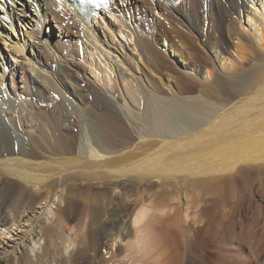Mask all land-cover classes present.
<instances>
[{"label":"bare ground","instance_id":"bare-ground-1","mask_svg":"<svg viewBox=\"0 0 264 264\" xmlns=\"http://www.w3.org/2000/svg\"><path fill=\"white\" fill-rule=\"evenodd\" d=\"M111 1L93 11L75 0H0L5 44L8 28L35 20L10 42L16 59L50 17L67 25L59 46L35 39L51 64L38 45L25 55L34 87L26 76L25 87L8 86L16 69L0 46V243L25 217L30 225L0 264H264V188L250 184L264 172V0ZM156 12L164 20L152 24ZM184 38L201 41L208 60ZM126 44L135 59L119 53ZM157 44L186 71L176 84L171 72L159 77L168 90L139 72L141 56L168 69ZM77 60L87 89L113 108L83 94L68 67Z\"/></svg>","mask_w":264,"mask_h":264},{"label":"rangeland","instance_id":"rangeland-1","mask_svg":"<svg viewBox=\"0 0 264 264\" xmlns=\"http://www.w3.org/2000/svg\"><path fill=\"white\" fill-rule=\"evenodd\" d=\"M17 3H20V0H15ZM4 2H7V0H4ZM9 2V1H8ZM180 2V0L178 1V3ZM9 4V3H8ZM10 4H11V2H10ZM18 5H20V4H17L16 6H18ZM18 8H20L19 6H18ZM1 11L3 10L2 8L0 9ZM17 11H15V13H16ZM134 12H136L135 11V9H133L132 8V12H130L129 13V17H130V15L131 14H133ZM157 13V12H156ZM154 13V15L153 16H150V22L153 24V22L154 23H156V24H158L160 21H162V20H164V18L159 14V13ZM159 16V17H158ZM155 17H158V19H157V21H156V18ZM161 18V19H160ZM160 19V20H159ZM28 19H26V20H24V22H23V24H19V23H16V26H15V29L14 30H10L9 28H8V32L10 31V35H7L6 33H4V34H2V35H4L6 38H7V41H6V44H5V42L3 41V40H1L0 41V46L2 47V51H4V52H6V54H5V59H6V62H8V64H10V68L11 67H14V69H16V71L15 72H13V70L12 71H10V73L6 76V78H7V84H8V86L11 88V89H13L14 88V90L16 89V88H23V87H25V76L26 77H29L30 78V81L32 82L31 84H30V86L31 87H34L35 85H34V83L33 82H35V80H39V78L37 77V75L33 72V71H31L30 70V68L28 67V64H29V62L25 59V55L27 56V55H29V53H31V47H32V44H35V45H38L37 46V50L38 51H41V53H42V55H43V57L45 58V61L47 60V62H48V64H51V62H52V60L51 59H49L48 60V54H47V52L46 53H44L43 51H44V49H43V47H42V44H43V42L40 40L39 42H37V40H35V39H37L40 35H37V34H34V37L33 38H30L29 37V39H28V42H27V49H26V54L25 53H20V54H18L19 55V57L16 59L12 54H11V52H10V50H11V46L13 45V44H11V43H14L17 39H20V41L21 40H23L25 37L27 38L28 37V34L27 33H29V32H31L32 30H33V26H34V24H35V20H34V18H32V20L31 21H27ZM9 22V21H8ZM15 22H17V20H15ZM64 23V22H63ZM63 23H61L60 21H58V19H54V18H52V17H50V21H48V24L46 25V26H44V29H43V32H42V34H41V36H40V38L41 37H45V38H47V37H49L50 38V42H51V44L52 45H58V40H59V34H60V32L62 33L63 32V35H65L66 34V26L67 25H65V24H63ZM66 23V22H65ZM62 25H64V26H62ZM62 27V28H61ZM28 31V32H27ZM184 31V30H183ZM185 32V31H184ZM45 34V35H44ZM185 34V33H184ZM186 35V34H185ZM71 40H73V39H79V37H80V35L78 34H76V33H74V34H71V35H69L68 36ZM182 38H183V36H182ZM9 39V40H8ZM86 39H84V42H86L85 41ZM14 41V42H13ZM184 41L186 42V45L188 46H190L191 48H193L194 47V51L193 52H195L196 50V52H195V54H194V56L195 57H197L199 54L201 55H199L197 58H199L200 60L198 61V62H201V61H203V60H208V53L205 51V49H204V46L202 47V43H201V41H200V43L198 42H194V44L192 45V43L190 42V40L189 39H185L184 38ZM11 42V43H10ZM38 43V44H37ZM226 44H224V47L226 48V49H230L231 51L233 50L232 49V45H231V41L229 40V39H227V41L225 42ZM10 44V45H9ZM167 44H169L168 42H167ZM40 45V46H39ZM158 45V46H157ZM156 45V47H157V49H158V51L161 53L160 55H161V65L163 66V62H166L167 64L166 65H168L169 67H168V69L167 68H165L164 66L163 67H161V66H157V64L154 62V60L153 59H151L149 56H147V57H145V56H141V57H143L144 58V60L145 61H143V63H142V60H143V58H141L142 60H140V58H139V61H141V63H140V70H139V72H141V74L145 77V80H147V81H149L150 79V81H153V82H150L149 81V84H151V85H156V86H158V87H160V88H163V89H165V90H168V87H166V86H163L162 85V78H161V80L159 79V77H163V75L165 74V73H168V72H171L172 74H173V78L171 77L170 78V81L173 83V84H176L177 82H178V80L179 79H181L183 76H185L186 74V71L183 69V67L181 66L182 65V60L179 58V53H177L176 51H172V52H167V51H165V45L164 44H157ZM10 46V47H9ZM59 46V45H58ZM166 46H168V45H166ZM188 46V47H189ZM195 46H196V48H195ZM39 47V48H38ZM198 48V49H197ZM123 49V48H122ZM132 49V46L131 45H129V44H126V45H124V49L123 50H121V51H119V53H125V52H127L128 54H130L134 59H135V57H136V55H138L139 54V50H137L136 49V51H133V50H131ZM129 50V51H128ZM199 50V51H198ZM204 50V51H203ZM133 51V52H132ZM163 51V52H162ZM132 52V53H131ZM134 52H135V55H134ZM199 52V53H198ZM203 52V53H202ZM165 55H164V54ZM207 53V54H206ZM45 54V55H44ZM134 55V56H133ZM164 55V56H163ZM197 55V56H196ZM203 55V56H202ZM206 55V56H205ZM163 56V57H162ZM185 56V55H184ZM202 57V58H201ZM121 58V56H119V59ZM147 58H149V59H147ZM178 59V60H177ZM163 61V62H162ZM160 62V61H159ZM80 60H77L76 62H74V64H68L69 66V71H71V73L72 74H74L75 73V75H77V77H81V76H83V70H82V68L80 67ZM155 65H154V64ZM242 63L244 64H242V66L243 67H249V66H251L252 65V63H251V59H250V54L249 53H247L246 54V56H245V58H243V61H242ZM78 64V65H77ZM149 64V65H148ZM151 64V65H150ZM171 64V65H170ZM72 65V67H70ZM145 65V66H144ZM147 65V66H146ZM122 66V65H121ZM152 66V67H151ZM173 66V67H172ZM79 67V68H78ZM123 67V66H122ZM148 67V68H147ZM154 67V68H153ZM73 68V69H72ZM123 68H125L126 69V66H124ZM150 68V69H149ZM152 68V69H151ZM163 68V69H162ZM183 69V70H182ZM81 70V71H80ZM172 70H174L175 72L173 73V71ZM75 71H77V72H75ZM144 71V72H143ZM154 71V72H153ZM167 71V72H166ZM151 72H153L152 74H151ZM177 72V73H176ZM183 72V73H182ZM117 73V72H116ZM126 74H128V75H130L131 74V72L129 71H127V72H125ZM146 74V75H145ZM177 74V75H176ZM15 75V76H14ZM79 75V76H78ZM158 75V76H157ZM161 75V76H160ZM12 76H14V78H12ZM148 76V77H147ZM154 76V77H153ZM155 76H156V78H155ZM176 76V77H175ZM177 76H178V78H177ZM157 77H158V79H159V81L161 82H159L158 81V79H157ZM38 78V79H37ZM118 78V79H117ZM121 78V77H120ZM120 78L119 77H117V74H116V79L114 80V85H115V89H116V91H114L115 93L116 92H118V93H116V94H118L119 96H120V88L118 87V85L120 84ZM154 78V79H153ZM80 79H84V81L83 82H81L82 83V85H86V88H84L82 91H83V94L85 95V96H87V99L88 100H90V102H92L93 100H94V102L95 103H97L98 104V109H105V108H109V109H111V108H113L112 106H111V104L109 103V102H107L106 100H104V99H102L103 97H101L100 95L98 96V95H96L95 94V92H93V89H87V85H91L90 84V82H89V80H88V78H85L84 76L83 77H81ZM177 79V80H176ZM14 80V81H13ZM118 80V81H117ZM164 80V79H163ZM115 81H117V82H115ZM158 81V82H157ZM165 81V80H164ZM175 81V82H174ZM180 81V80H179ZM89 83V84H88ZM119 83V84H118ZM117 86V87H116ZM120 86V85H119ZM85 89H87V90H85ZM118 89V90H117ZM44 90L43 89H41V96L42 95H45L44 93L45 92H43ZM91 97L93 98V99H91ZM98 98H99V100H98ZM89 102V103H90ZM41 104L42 105H44L45 107H46V109L48 110V111H50L51 109H52V103L50 102V100L49 99H47V98H45V96H42V99H41ZM96 104V105H97ZM56 105H58V104H56ZM256 174H254L255 175V178H253V180H251L250 181V184H251V186H253V188H254V190L255 191H258L259 189H262V188H264V172L263 171H261V172H259V171H256L255 172ZM259 173V174H258ZM261 173V174H260ZM259 177V178H258ZM156 186V185H155ZM154 186V187H155ZM154 187H152V192H155V188ZM182 196V195H181ZM181 199H182V201H181V203H183V200H184V198L183 197H181ZM181 203H179V205H177V206H180V204ZM176 204V203H175ZM178 204V203H177ZM174 205V204H173ZM173 205H172V207H173ZM182 205V204H181ZM174 206H176V205H174ZM182 207V208H181ZM178 209V208H180V209H178V210H180V212L179 211H177V213L178 214H176V211H173V209ZM174 209V210H175ZM181 209H183V205L182 206H180V207H173L172 208V210H171V213H173L174 214V216L175 217H173V215L171 214V217H173V218H176V217H180V215H181ZM42 210V209H41ZM39 212H40V210H39ZM25 219H27V217H25L23 220H21V223H22V225L21 226H19L17 229H14V231H12V233H11V235H9V236H7V238L3 241V243H0V259L1 260H4L5 259V257L8 255H10L11 253H12V248L16 245V244H19L20 243V240L23 238L22 236H23V233L24 232H26V231H24L23 232V229H25L27 226H30L29 224H27V223H24V221H25ZM191 219V218H190ZM23 221V222H22ZM191 220H189V222H190ZM191 223V222H190ZM23 224H25V225H23ZM32 227L34 226V225H31ZM16 227V226H15ZM24 227V228H23ZM22 228V229H21ZM31 228V227H30ZM18 229H20V230H18ZM22 234V235H21ZM15 235V236H14ZM10 236H12V237H10ZM20 237V238H19ZM26 237V236H25ZM15 244V245H14ZM12 247V248H11ZM19 249H21V247L19 248ZM5 250V251H4ZM9 251H11V252H9ZM5 252H7V253H5Z\"/></svg>","mask_w":264,"mask_h":264}]
</instances>
